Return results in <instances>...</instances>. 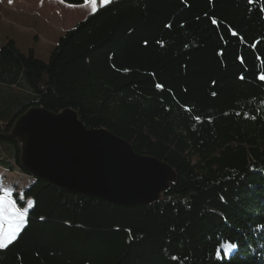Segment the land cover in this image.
<instances>
[{
	"label": "trees",
	"instance_id": "16d2710c",
	"mask_svg": "<svg viewBox=\"0 0 264 264\" xmlns=\"http://www.w3.org/2000/svg\"><path fill=\"white\" fill-rule=\"evenodd\" d=\"M261 9L113 0L63 34L48 62L0 44V162L32 179L12 194L32 208L0 264H264ZM37 107L77 112L167 164L175 182L155 203L120 207L32 176L9 135Z\"/></svg>",
	"mask_w": 264,
	"mask_h": 264
},
{
	"label": "water",
	"instance_id": "95a60500",
	"mask_svg": "<svg viewBox=\"0 0 264 264\" xmlns=\"http://www.w3.org/2000/svg\"><path fill=\"white\" fill-rule=\"evenodd\" d=\"M9 137L21 143L20 166L32 176L115 206L155 203L176 179L164 162L135 153L107 130L86 128L73 110L31 108Z\"/></svg>",
	"mask_w": 264,
	"mask_h": 264
},
{
	"label": "crops",
	"instance_id": "0c3cea01",
	"mask_svg": "<svg viewBox=\"0 0 264 264\" xmlns=\"http://www.w3.org/2000/svg\"><path fill=\"white\" fill-rule=\"evenodd\" d=\"M98 6L99 4H97V8ZM91 7V5L84 6V4L71 6L60 0H0V44L13 41L22 53L33 50L35 57L39 59V55L46 52L43 50L44 46L41 47V43L45 42V45L50 46L46 55L49 52L50 56L62 35L92 14ZM58 8L61 9L62 16H60L59 12L61 11ZM37 20H40V24L41 22L46 24L45 26L49 29L54 28L57 31H53L51 35L47 33V37L41 38L34 25ZM27 27L33 29V33L29 32L27 35L23 33V29H27ZM10 167L13 171L9 170ZM31 184L32 179L19 172L13 162L10 161L8 166H4L0 162V189L10 190L11 194H21ZM26 221L20 232L26 226Z\"/></svg>",
	"mask_w": 264,
	"mask_h": 264
},
{
	"label": "snow or ice",
	"instance_id": "6c2138e0",
	"mask_svg": "<svg viewBox=\"0 0 264 264\" xmlns=\"http://www.w3.org/2000/svg\"><path fill=\"white\" fill-rule=\"evenodd\" d=\"M112 2L113 0H85L84 6L91 5V11L94 14L97 10V4L107 6ZM255 2L257 0H248L249 4ZM261 10L264 11V9ZM213 23L217 22L213 20ZM259 78L264 80V75ZM157 87L161 86L157 85ZM20 199H23V197H20ZM27 207H31V201L27 202ZM27 207L21 208L18 206L16 200L12 198L10 190L0 189V249L7 248L18 237L26 221ZM231 247L234 248L235 245H231ZM173 259H177V257H173Z\"/></svg>",
	"mask_w": 264,
	"mask_h": 264
},
{
	"label": "rangeland",
	"instance_id": "374dc122",
	"mask_svg": "<svg viewBox=\"0 0 264 264\" xmlns=\"http://www.w3.org/2000/svg\"><path fill=\"white\" fill-rule=\"evenodd\" d=\"M50 8H53V6H50ZM59 9V8H58ZM60 11H61V9H59ZM57 12H59V11H57ZM60 13V16H62V11L61 12H59ZM76 18H77V16H76ZM75 18V19H76ZM34 25H35V28H36V30L39 32V34H40V36H41V38H43V37H47V33H48V35H51V33L53 32V31H57V30H54V28H48L47 26H45L46 24H43L42 22H41V24H40V20H37L35 23H34ZM32 30L33 29H30V27H27V29H23V33H26V35H27V33L29 34V32H31V33H33L32 32ZM55 33V32H54ZM32 38H33V36H32ZM35 40H36V37H35ZM43 41V40H42ZM32 42H33V40H32ZM45 42H43V43H41V47H43L44 46V48H43V50L44 51H46L44 54H41V55H39V59L42 61V62H48V60H49V52H48V55H46L47 54V50H49V45H45L44 44ZM48 44H50V43H48ZM14 181H17V179H14ZM4 189V188H3ZM27 207V206H26ZM32 208V201H31V207H27V210H30Z\"/></svg>",
	"mask_w": 264,
	"mask_h": 264
}]
</instances>
